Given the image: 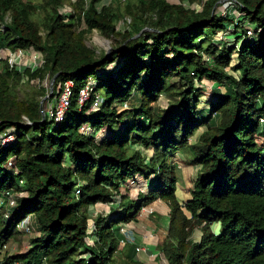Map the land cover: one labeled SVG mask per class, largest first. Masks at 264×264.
<instances>
[{"label":"trees","instance_id":"16d2710c","mask_svg":"<svg viewBox=\"0 0 264 264\" xmlns=\"http://www.w3.org/2000/svg\"><path fill=\"white\" fill-rule=\"evenodd\" d=\"M102 1L87 6L78 0L75 17L66 22L60 7L68 0H0V26L6 27L0 45L33 47L45 56L42 68L26 72L30 79L61 73L52 96L63 82L74 81L71 106L55 125L42 118L46 89L20 100L15 87L21 74L7 66L0 71V133L13 129L15 135L12 144L0 147V154L6 152L0 158V197L28 192L15 206L0 207V243L16 240L18 225L29 215L37 233L26 253L5 261L114 264L126 240L120 226L137 222L143 208L162 200L170 222L158 248L168 264H264V0H233L243 35L236 47L226 42L220 50L214 42L225 23L235 20L215 8L219 0L205 1L201 10L167 0H112L100 9ZM121 21L124 31L118 29ZM247 21L255 25L252 38ZM94 30L115 43L110 56L87 45ZM90 78L105 102L87 113L91 101L80 109L78 99ZM205 79L221 88L201 108L204 91L197 84ZM162 95L170 98L166 108L159 104ZM85 124L107 133L102 139L83 135ZM186 147L200 170L191 199L182 205L172 159ZM138 176L149 182V191H139L134 200L122 190L128 192ZM115 196L121 211L96 221L92 242L89 208ZM127 242L132 263L142 264L137 246Z\"/></svg>","mask_w":264,"mask_h":264},{"label":"rangeland","instance_id":"374dc122","mask_svg":"<svg viewBox=\"0 0 264 264\" xmlns=\"http://www.w3.org/2000/svg\"><path fill=\"white\" fill-rule=\"evenodd\" d=\"M35 3H39L42 0H31ZM78 0H68L67 3L62 5L60 7V13L64 16V19L66 22H70L72 17H75V8L74 5L77 3ZM88 4L91 0H85ZM125 1V0H123ZM170 3L173 4H182L187 8H192L196 10H201L203 7V4L207 0H199L195 3H190L188 0H167ZM229 0H219L216 4L215 8L221 12L223 15V12L228 11L226 14L235 20V22H226L225 26L226 29H224V35H227V44L232 45L233 47H236L235 41L238 39L239 36L243 35L240 29H238L237 25L239 20V12L235 7H229V9L224 11L225 4ZM112 0H103L102 3L99 4V8L102 9L103 6L110 5ZM246 25L252 28H255V25H252L249 21L246 22ZM86 26L83 24L81 25V29L85 28ZM118 29L121 31H124L126 29L125 22L121 21L118 25ZM220 35V34H219ZM99 39L104 40L105 42L100 43ZM218 39V36H217ZM216 39V40H217ZM214 42L215 46L220 50L223 46L218 43V40ZM234 41V43H233ZM87 45L95 49L98 53L101 52H110L111 49H114L115 43L104 37L102 34H100L97 30H94L93 32L89 33L87 35L86 39ZM106 44V45H105ZM236 57L234 56L232 60V65H235L236 63ZM119 64V61L117 62V65ZM116 67V64L110 65L106 68V71H112ZM227 70L233 75H239V72L234 70L233 67H229ZM53 79V78H52ZM52 79L48 76L45 79H34L33 81H23L21 78L19 86L15 87V93L18 96V99L20 100H26L30 99L33 95L37 93L38 90H41L42 88L47 90V94L45 96H42L41 103L44 102V106H46L47 102L53 103V101L56 99L55 96H48V91L51 89V82ZM177 82V81H176ZM197 87L204 91L203 93V102H201L200 107L203 108L206 105H208L209 102L212 101V90L216 88H221L218 84L213 83L209 80H203L202 83H198ZM49 89V90H48ZM60 90V88H59ZM58 90V91H59ZM170 102V98L166 95H162L159 99V104L163 108H166ZM123 109H125L123 107ZM209 111H204L203 114L208 115ZM204 129L201 128L198 135L203 131ZM197 135V136H198ZM105 136L103 134L101 136V139ZM196 136V137H197ZM197 140L196 138L193 139V142ZM181 151V153H179ZM143 152H146L150 154V151L143 150ZM179 152L176 154L175 158L172 159V162L177 165V169L179 170V179L181 182V186H185V182H190L191 186L194 183V180L197 177L198 171L200 168L192 163V160L194 159L193 152L190 150L189 147L181 148L179 149ZM6 155V152L0 154V158H4ZM18 177L16 178V181L18 182ZM183 184V185H182ZM148 193L149 191V182L142 176H138L135 182L133 184H130L128 192H125L124 189L122 190L123 194H126L131 199L136 200L138 198V192ZM120 200V197L115 196L114 201L110 203H104V204H97L95 206H91L89 208L90 212V229H91V241L94 242L96 240V237L93 235L94 230L96 228V221L101 219V221H104L106 219L111 218L113 214L116 212L121 211V207L118 204V201ZM169 206L165 201L162 200H156L153 203H151L149 206L143 208L141 212L138 214L137 222H133L131 226H134L136 229H138V232L130 226V224L122 225L121 231L123 233H126V242L135 244V246L139 247L140 251H137L136 259L138 262L142 264H168L166 259L160 257V250L158 248V245L162 241L163 237L165 236L166 229L169 228V222L170 218L167 217V214H169ZM138 223V224H136ZM213 231L218 232L219 225L214 224L212 226ZM195 234V237H198L200 235V231ZM37 234V233H36ZM35 238L34 232L32 233H21L16 240H12L8 243V248L6 253L2 255V258L5 259L9 255H15V254H22L26 253L31 248V241ZM127 242V243H128ZM129 244H123L120 243L118 252L114 254V264H134L132 263V260L129 258ZM83 256L88 257V254H83ZM0 264H3L1 261Z\"/></svg>","mask_w":264,"mask_h":264},{"label":"built area","instance_id":"2783aa9c","mask_svg":"<svg viewBox=\"0 0 264 264\" xmlns=\"http://www.w3.org/2000/svg\"><path fill=\"white\" fill-rule=\"evenodd\" d=\"M230 6L237 7L238 4L233 0H229L225 4L224 11L226 9L228 10ZM227 12L228 11L223 12V15H226ZM5 28H6L5 24H2L0 26V32L4 31ZM246 33H247V37L252 38L256 35V29L247 26ZM217 40L219 44L224 45L227 41V35H224V32H221ZM207 60L210 59L207 58ZM44 64H45L44 54L41 51L34 49L33 47L14 49L10 46L0 45V71H2L7 66L11 70H15L19 72L21 74V78L23 79V81H33L34 79H30V76L27 75L26 72L31 71L33 73L36 70L42 68ZM73 87H74V81L71 79L66 80L61 84L60 90L58 91L57 95H55L56 99L53 101V103L47 102L45 106L46 118H48L49 121L53 122V124L58 125L64 120L71 106ZM50 96H52V93L49 90L48 97ZM89 101H91V104L87 113L99 111L103 107L105 102L102 94L97 92V81L95 78H90L80 89L79 99H78L79 108L81 109ZM123 107L125 109H128V104L124 103ZM24 119L26 123L31 124V122L26 117H24ZM80 132L83 135L93 136L96 139H100L103 134L107 133L106 130L104 129L97 131L91 124L83 125L80 128ZM14 141H15V135L13 129H8L0 133V147L3 148L7 147L8 145L12 144ZM14 165H15L14 159L13 158L9 159L8 162L9 168H13ZM19 183L21 187L25 185V181L22 179L19 181ZM80 193L81 191L80 189H78L77 195ZM26 196H28V192L26 190H21L16 194V196H11L8 199H6L5 197H0V207L15 206L17 198L26 197ZM6 216L8 217V214ZM18 229L22 233L34 232V234L36 235V231L33 225L32 215H29L26 218H24L21 221V223L18 225ZM124 234L126 235V233ZM121 243L125 244L126 240H122ZM7 248H8L7 243L6 244L0 243V262L2 261L3 264H12L11 262L9 263L6 262L5 259L2 258V255L6 253ZM137 251H140L139 247H137Z\"/></svg>","mask_w":264,"mask_h":264},{"label":"crops","instance_id":"0c3cea01","mask_svg":"<svg viewBox=\"0 0 264 264\" xmlns=\"http://www.w3.org/2000/svg\"><path fill=\"white\" fill-rule=\"evenodd\" d=\"M179 153H181V151ZM198 167L200 168V166H198ZM179 176L180 175H179V172H178V177ZM192 189H193V184L191 186L190 182L189 183L188 182H185V186H181V182H180V179H179V182H178V190H177V198H178V201L182 205L191 199ZM169 210H170V208H169ZM169 213H170V211H169ZM167 217H169V214H167ZM131 224L132 223H130V226H131ZM136 224H138V223H136ZM131 227L134 228L138 232V229H136L134 226H131ZM166 230H168V229H166Z\"/></svg>","mask_w":264,"mask_h":264},{"label":"water","instance_id":"95a60500","mask_svg":"<svg viewBox=\"0 0 264 264\" xmlns=\"http://www.w3.org/2000/svg\"><path fill=\"white\" fill-rule=\"evenodd\" d=\"M111 50L113 51L114 49H111ZM112 51L108 52L107 55L110 56ZM60 74H61V73H58V74L52 79V82H51V89H50L51 93H53V91H54V83H55V80H56V78H57ZM46 98H48V96H47ZM41 112H42V118H43V121H45V120H46V113H45L44 102L41 103Z\"/></svg>","mask_w":264,"mask_h":264},{"label":"bare ground","instance_id":"6f19581e","mask_svg":"<svg viewBox=\"0 0 264 264\" xmlns=\"http://www.w3.org/2000/svg\"><path fill=\"white\" fill-rule=\"evenodd\" d=\"M99 42H100V43H103V42H105V41H104V40H102V39H99ZM105 45H106V44H105Z\"/></svg>","mask_w":264,"mask_h":264}]
</instances>
